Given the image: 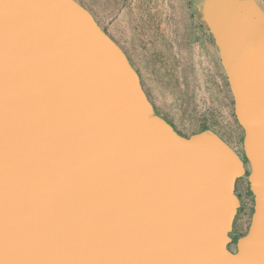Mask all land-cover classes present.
Here are the masks:
<instances>
[{
	"label": "water",
	"instance_id": "1",
	"mask_svg": "<svg viewBox=\"0 0 264 264\" xmlns=\"http://www.w3.org/2000/svg\"><path fill=\"white\" fill-rule=\"evenodd\" d=\"M199 14L244 159L158 116L75 0H0V264H264V8L200 0ZM243 177L254 213L232 252Z\"/></svg>",
	"mask_w": 264,
	"mask_h": 264
},
{
	"label": "rangeland",
	"instance_id": "2",
	"mask_svg": "<svg viewBox=\"0 0 264 264\" xmlns=\"http://www.w3.org/2000/svg\"><path fill=\"white\" fill-rule=\"evenodd\" d=\"M124 51L155 113L184 137L211 130L244 158V131L218 48L192 0H75ZM264 7V0H258ZM235 238L254 213L248 178L238 181ZM230 249L236 250L235 245Z\"/></svg>",
	"mask_w": 264,
	"mask_h": 264
},
{
	"label": "flooded vegetation",
	"instance_id": "3",
	"mask_svg": "<svg viewBox=\"0 0 264 264\" xmlns=\"http://www.w3.org/2000/svg\"><path fill=\"white\" fill-rule=\"evenodd\" d=\"M199 1L200 0H194V4H196V5H198L199 6ZM260 3V2H259ZM264 8V7H263ZM129 59V58H128ZM130 61V60H129ZM154 110H155V108H154ZM165 120V119H164ZM166 121V120H165ZM168 122V121H167ZM169 123V122H168ZM170 124V123H169ZM171 125V124H170ZM172 126V125H171ZM173 127V126H172ZM174 128V127H173ZM175 129V128H174ZM227 143V142H226ZM240 155V154H239ZM244 159V158H243ZM236 195H237V197H238V199H239V201H240V204H241V196H240V194H239V192H238V183H237V185H236ZM239 210H240V208H239ZM239 210H238V212H239ZM234 230H235V227L233 228V232H232V234H234ZM247 233V232H246ZM246 233H244V234H242L240 237L238 236V238H235V236L234 235H231V237H232V239H233V242H232V244L231 245H237V241H238V239L239 238H241V237H243ZM230 245V246H231ZM232 252H235V251H233L232 249H230Z\"/></svg>",
	"mask_w": 264,
	"mask_h": 264
}]
</instances>
